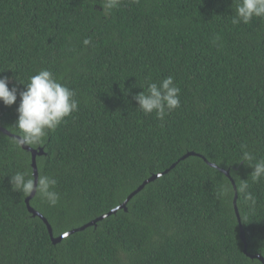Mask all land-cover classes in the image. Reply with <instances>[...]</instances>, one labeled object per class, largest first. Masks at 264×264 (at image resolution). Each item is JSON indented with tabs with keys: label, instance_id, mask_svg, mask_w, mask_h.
Masks as SVG:
<instances>
[{
	"label": "trees",
	"instance_id": "obj_1",
	"mask_svg": "<svg viewBox=\"0 0 264 264\" xmlns=\"http://www.w3.org/2000/svg\"><path fill=\"white\" fill-rule=\"evenodd\" d=\"M236 0H0V76L23 91L41 69L75 90L78 110L50 132L37 175L56 178L55 207L26 203L10 177L32 171L17 149V101L0 102V264H263L264 17L233 25ZM222 46L213 44L215 35ZM87 41V43H85ZM174 78L181 106L164 121L133 95ZM9 132V136L2 132ZM187 153H194L181 159ZM44 167H41V161ZM228 173V177L225 175ZM95 227L58 236L118 207ZM248 180L256 204L225 185ZM235 201V205H234ZM237 209V213L235 210Z\"/></svg>",
	"mask_w": 264,
	"mask_h": 264
},
{
	"label": "clouds",
	"instance_id": "obj_2",
	"mask_svg": "<svg viewBox=\"0 0 264 264\" xmlns=\"http://www.w3.org/2000/svg\"><path fill=\"white\" fill-rule=\"evenodd\" d=\"M133 2H138V0H133ZM121 3L122 0H103V10L105 13H110ZM254 17H264V0H236L235 14L231 20L233 25L241 23L247 25ZM220 41L221 37L218 34L213 37L214 45L222 46ZM9 83L8 77L0 76V102L4 106H12L19 95V104L16 108L17 119L14 126L17 130V135L14 138L17 149L25 146L30 149L43 147L49 133L54 132L58 126L65 122V118L78 110L79 101L76 99L75 90L60 83L58 78L47 69H41L32 75L29 82L24 84V90L19 93L16 85L13 84L10 88ZM180 91V88L174 83V78L167 76L159 82H147L146 90L143 89L133 95V100L143 114L155 113L158 120L164 121L169 113L181 106ZM240 161L253 169L250 174L253 183L264 179V158L255 159L251 153L245 152ZM41 167H44L43 160ZM10 184L25 198L37 195L50 207H55L60 200L59 193L55 191L57 180L50 175H34L28 170L17 171L10 177ZM249 188L248 180H240L236 187L223 186L219 194L221 196L242 194L249 206H254L256 197L249 191Z\"/></svg>",
	"mask_w": 264,
	"mask_h": 264
},
{
	"label": "water",
	"instance_id": "obj_3",
	"mask_svg": "<svg viewBox=\"0 0 264 264\" xmlns=\"http://www.w3.org/2000/svg\"><path fill=\"white\" fill-rule=\"evenodd\" d=\"M2 132L5 133V134H7V135H9V136H12V135L9 134V132H7V131H5V130H2ZM23 149H24V150H27V151H29V152L31 153V167H32V171H33V174H34V175H37L35 159H36V156H41V155L44 154V152L42 151L41 148L38 149V150H35V149H30V148H28V147L25 146ZM189 155H195V154H194V153H187V154H185L181 159H184V158H186V157L189 156ZM222 172H224L225 175H226L227 177L229 176L227 172H225V171H222ZM160 175H162V174L152 175V176H150L148 179L144 180L143 183H142L141 185H139L134 191H132V192L127 196V198L123 201V203L120 204L118 207H116V208L110 210L108 213L103 214L102 216L97 217L95 220H92V221H90V222H88V223L82 225V226L79 227V228L72 229V230H70V231H68V232H66V233H64V234H62V235H60V236H58V237H54V236H53L51 226L49 225V223L47 222V220H46V219H45L40 213L36 212V211H35L34 209H32L30 206H28V210H29V212H30L34 217H38V218H39V219H40V220L46 225V228H47V230H48L49 238H50L51 242H52L53 244H55V243L60 242L63 238H65V237H67V236H69V235H71V234H73V233H75V232L83 231V230H85V228L90 227V226H95L96 223H97L98 221L102 220L103 218H105V217H107V216H111V215L116 214V212H117L118 210H120V209H124V210L126 211V205H127V203L130 201V199H131L134 195H136L140 190H142L143 187H144L146 184H148L149 182L155 180V179H156L158 176H160ZM33 196H34V195H33ZM33 196H32V197H33ZM32 197L30 196V197H28V198L26 199V203H27V204H28V201H29ZM234 205H235V201H234ZM235 210H236V213H237L236 206H235ZM240 239H241L242 242L244 243V252H245V254H246L249 258H252V259H254V258H255V259H258L260 262H262V263L264 264V260H263L262 256H260V255H250V254L247 253V246H246V244H245V236H244V233H243L242 229H240Z\"/></svg>",
	"mask_w": 264,
	"mask_h": 264
}]
</instances>
